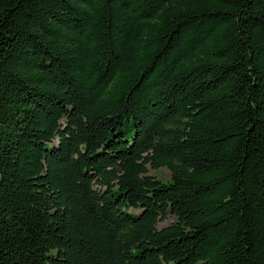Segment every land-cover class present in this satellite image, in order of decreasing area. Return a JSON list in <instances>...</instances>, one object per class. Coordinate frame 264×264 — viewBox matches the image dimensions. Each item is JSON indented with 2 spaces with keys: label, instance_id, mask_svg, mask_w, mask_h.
<instances>
[{
  "label": "trees",
  "instance_id": "16d2710c",
  "mask_svg": "<svg viewBox=\"0 0 264 264\" xmlns=\"http://www.w3.org/2000/svg\"><path fill=\"white\" fill-rule=\"evenodd\" d=\"M0 264H264V0H0Z\"/></svg>",
  "mask_w": 264,
  "mask_h": 264
},
{
  "label": "rangeland",
  "instance_id": "374dc122",
  "mask_svg": "<svg viewBox=\"0 0 264 264\" xmlns=\"http://www.w3.org/2000/svg\"><path fill=\"white\" fill-rule=\"evenodd\" d=\"M149 174L156 176L157 178L165 181L170 178V171L166 167H161L157 170L149 169ZM138 213V211H137ZM175 221V218L172 215L167 216V218L163 221L158 222L157 227L162 228L167 226Z\"/></svg>",
  "mask_w": 264,
  "mask_h": 264
}]
</instances>
